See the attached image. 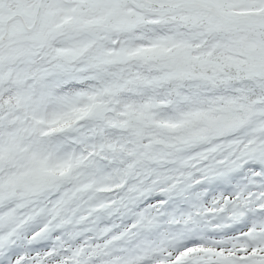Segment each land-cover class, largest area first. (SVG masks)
I'll return each mask as SVG.
<instances>
[{
	"label": "snow or ice",
	"instance_id": "1",
	"mask_svg": "<svg viewBox=\"0 0 264 264\" xmlns=\"http://www.w3.org/2000/svg\"><path fill=\"white\" fill-rule=\"evenodd\" d=\"M0 264H264V0H0Z\"/></svg>",
	"mask_w": 264,
	"mask_h": 264
}]
</instances>
